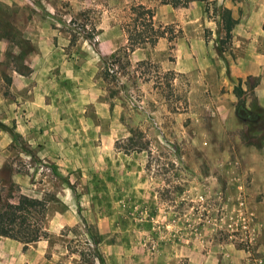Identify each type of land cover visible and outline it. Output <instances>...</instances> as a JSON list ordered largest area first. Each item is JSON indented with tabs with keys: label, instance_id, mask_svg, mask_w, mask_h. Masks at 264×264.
Here are the masks:
<instances>
[{
	"label": "rangeland",
	"instance_id": "obj_1",
	"mask_svg": "<svg viewBox=\"0 0 264 264\" xmlns=\"http://www.w3.org/2000/svg\"><path fill=\"white\" fill-rule=\"evenodd\" d=\"M137 2L173 39L123 55L121 25ZM219 4L0 0V199L43 198L49 232L14 239L21 253L3 248L2 264H88L80 254L100 264L96 252L105 264H222L226 252L264 250L249 154L264 141V108L257 77L229 74L237 51ZM194 14L204 26L186 35Z\"/></svg>",
	"mask_w": 264,
	"mask_h": 264
},
{
	"label": "crops",
	"instance_id": "obj_2",
	"mask_svg": "<svg viewBox=\"0 0 264 264\" xmlns=\"http://www.w3.org/2000/svg\"><path fill=\"white\" fill-rule=\"evenodd\" d=\"M218 1L228 7L232 17L236 19V23L231 29L230 42L232 49L237 51V53L235 59L228 64L229 74L236 78L257 77V82L252 87L254 100L258 106L264 108V31L261 27L264 21V9H258L257 0ZM188 3H195V1ZM161 6L165 9L167 8L166 4H162ZM239 6L243 10L241 16H239L237 10ZM189 17L187 21L181 24L182 32L186 35L199 31L204 26L202 14H194ZM222 67H224L223 62L218 63L216 66L219 72L222 71ZM223 72L225 73V70ZM247 100L249 98L246 99V102H248ZM226 108L228 111L232 109L230 100H228ZM249 154L258 166V169L254 168L253 172L262 181L261 189L256 191L258 192L256 194L262 198L255 205L254 211L257 217L256 225L261 227L262 230L260 236L264 237V141L260 148L251 151ZM20 244V242L14 239L0 235V255L3 248L8 250L11 255H18L21 253L19 249H21L22 244ZM35 255L38 257L37 254ZM206 259L209 258L206 257ZM222 259V264H264V250L255 255L239 252L235 256H232V254L226 252ZM191 263L194 264L192 260ZM0 264H2L1 261ZM208 264L214 263L209 262Z\"/></svg>",
	"mask_w": 264,
	"mask_h": 264
},
{
	"label": "trees",
	"instance_id": "obj_3",
	"mask_svg": "<svg viewBox=\"0 0 264 264\" xmlns=\"http://www.w3.org/2000/svg\"><path fill=\"white\" fill-rule=\"evenodd\" d=\"M190 1H205L207 0H159L161 4H170L172 6H186ZM207 9V8H206ZM222 26L224 36L230 37L231 29L236 23L231 15L228 7L219 4L216 7ZM154 9L144 3H132L129 6V14L127 19L122 22L121 28L126 37V44L122 47V54L126 55L135 47L145 43L155 42L161 37H167L169 40L172 37V27L169 24L156 23L154 21ZM169 32L170 35H167ZM120 50H116L108 55L104 60L105 65L102 71L103 78L108 77V72L113 68L110 67L115 63L111 60L116 56L119 57ZM176 72L173 69H167L163 75L167 78H174ZM239 80V79H238ZM240 86H234V91L238 97L240 96ZM238 112V109H236ZM261 123H264L262 117ZM45 211V200L43 198L29 196L20 193L16 201H8L0 199V235L16 239L23 244H27L41 238H46L49 235L48 230L43 225V216ZM95 243L97 240L94 241ZM82 261L88 264H96L94 261L85 258L80 254ZM100 264H105L102 256L96 252Z\"/></svg>",
	"mask_w": 264,
	"mask_h": 264
}]
</instances>
